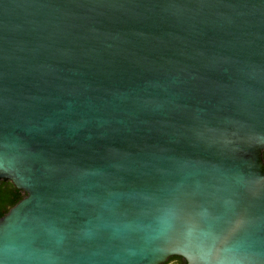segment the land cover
Returning a JSON list of instances; mask_svg holds the SVG:
<instances>
[{
  "label": "water",
  "instance_id": "95a60500",
  "mask_svg": "<svg viewBox=\"0 0 264 264\" xmlns=\"http://www.w3.org/2000/svg\"><path fill=\"white\" fill-rule=\"evenodd\" d=\"M0 264H264V0H0Z\"/></svg>",
  "mask_w": 264,
  "mask_h": 264
},
{
  "label": "trees",
  "instance_id": "16d2710c",
  "mask_svg": "<svg viewBox=\"0 0 264 264\" xmlns=\"http://www.w3.org/2000/svg\"><path fill=\"white\" fill-rule=\"evenodd\" d=\"M25 198L23 192L18 191L10 182H0V218Z\"/></svg>",
  "mask_w": 264,
  "mask_h": 264
},
{
  "label": "flooded vegetation",
  "instance_id": "af4514ba",
  "mask_svg": "<svg viewBox=\"0 0 264 264\" xmlns=\"http://www.w3.org/2000/svg\"><path fill=\"white\" fill-rule=\"evenodd\" d=\"M164 264H187V262L180 257H171Z\"/></svg>",
  "mask_w": 264,
  "mask_h": 264
}]
</instances>
